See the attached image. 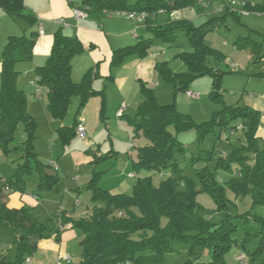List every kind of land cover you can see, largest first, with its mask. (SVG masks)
<instances>
[{
	"label": "trees",
	"instance_id": "1",
	"mask_svg": "<svg viewBox=\"0 0 264 264\" xmlns=\"http://www.w3.org/2000/svg\"><path fill=\"white\" fill-rule=\"evenodd\" d=\"M230 1L136 0L131 3L130 0H82L81 6L75 7L87 9L89 15L98 17L118 12L146 14L141 24L147 25L151 37L140 40L135 46L115 51L112 68L120 67L128 57H147L157 42L173 48L179 36H185L190 50L179 53L176 59L186 66L187 71L175 73L167 62H162L156 65L157 73L164 81L185 92L193 80L211 75L214 78L211 97L218 99L223 73L210 67V60L217 62L219 56L205 43V37L222 26L226 17L209 18L199 26L187 19H167L163 23H154L151 19L188 9L205 11L215 2L224 7L222 12L226 11V15L234 14L232 11L236 6H231ZM236 1L245 3L242 9L249 13H260L263 7V4L252 5L250 0ZM0 9L10 17L27 18L31 26L36 23L28 14L24 0H0ZM37 37L36 32L29 36L10 37L1 56L0 148L6 155L10 154L12 146L19 148L20 126L24 128L26 141L23 143L25 155L20 158L23 164L18 165L12 177L6 180L0 177V230L14 235L16 250L15 259L10 261L0 245V264H24L37 251L40 240L51 237L59 240L63 233L60 223L67 225L69 222L62 214L45 225L39 222L31 208L8 207L6 189L26 193V177L33 171L40 177L39 191L52 190L59 183L58 176L50 172V166L39 161H36L35 168L31 164L32 158L36 157L33 141L38 124L28 113L25 92L17 87L19 72L16 67L32 61ZM240 46L257 53V62L264 58L260 46L249 38ZM84 51L85 47L77 36L66 35L61 29L54 35L45 65L35 70L40 85L46 90L47 108L54 120L66 118L74 97H80L83 106L96 94L93 70L88 71L79 83L72 79L73 60ZM141 94L143 100L136 114L126 118L133 137L142 136L147 141V145L138 149L137 159L133 162L136 183L131 193L112 194L101 188V176L94 171L86 188L91 193L92 212L88 217L72 222V227L83 235L79 264H168L166 255L177 251L173 247L175 242L190 246L195 261L185 264H197L199 258L195 248L208 252L210 264H227L224 257L237 242L233 235L238 221L225 219L218 224L205 221L197 213V198L202 193L210 195L218 209L227 207L229 192L237 197L249 195L254 204L264 202V149L257 137L260 112L250 107H233L216 114L211 122L195 127L174 105H161L154 91L145 84L141 85ZM76 126L58 129L62 142L69 143L77 135ZM215 126L219 128L217 139L226 143H231L233 136L240 132L241 146H232L229 154L199 150L182 169L178 157L185 154L186 148L170 128L174 127L178 132L196 128L203 141L208 134L216 136ZM242 219L246 228H252L249 216ZM254 222L263 220L257 218ZM262 249L260 247L250 255L251 263L259 261L264 264Z\"/></svg>",
	"mask_w": 264,
	"mask_h": 264
},
{
	"label": "crops",
	"instance_id": "2",
	"mask_svg": "<svg viewBox=\"0 0 264 264\" xmlns=\"http://www.w3.org/2000/svg\"><path fill=\"white\" fill-rule=\"evenodd\" d=\"M250 1H252V5L263 4V7L260 13H249L243 10V14L248 16L245 20L246 24L244 25L249 31V36L247 38L260 46L261 56H264V3L258 2L259 0ZM81 2L82 0H24L28 14L34 18L36 23L30 27L29 33L25 31L22 36H29L32 32H36L38 35V39L33 48L32 61L20 63L16 67L19 72L17 87L26 94L28 113L35 120L38 119L37 114L40 113L50 125V133L55 134V137L61 141L63 147L73 145V141L77 139L78 136L75 135L69 143H64L58 135V129L73 127L77 124L78 118L82 117L84 119L87 138L91 140V142H86L87 144H85L87 147L86 152L75 150L70 154L71 160L73 161L72 165L76 167L77 170L86 169L84 179L82 177H80V179L73 177L72 179L74 175L70 173L71 171L67 173L68 171L66 172L65 168L59 167L58 159H56L54 155L51 157L48 163L49 165H45L52 168L50 172L58 176L59 183L63 181L59 173L61 172L62 176H64L66 186L62 194L60 193V187L56 194H53V190H55L56 187L52 190L44 191V193L39 191L38 186L40 184V177L35 171L34 172L37 173L35 174L37 175V178H35V180H37L35 186L39 191L37 194L34 191H29L27 188L26 193L8 191L7 201L10 209L28 207L33 209L35 215L37 213L40 216V214L48 213L53 203L56 205L60 201V207L57 209L58 212L56 216H58L57 218L59 219L63 214L69 221L66 225L67 228L60 235L59 240L55 237L40 240L37 251L29 257L24 264L80 263L83 235L79 229L72 227V222L88 217L93 209L92 200V206L87 205L85 209L81 208L84 205L80 202L83 198L82 190L85 189V193L91 196V193L86 188L93 177L94 171H96V164L107 160V158L112 159L118 154V152L114 150L109 151L108 154L101 152L99 149L100 145L96 141L95 136H98V132L100 129H103V127L112 135L108 123H113L114 120L125 119L124 121H126L125 123L127 125L126 129H128L129 125L126 118L136 114L143 100L141 85L145 84L154 91L156 96H159L158 90L160 89V83L158 81L162 78L156 71V65L162 62H167L169 64V61L164 60V57L172 48H169L167 44L157 42L154 47L148 51L147 57L143 59L128 57L120 67L112 68L111 63L114 52L135 46L142 39H149L151 36L148 32V27L135 20L118 16L116 13H109L102 17L89 15L88 18L85 19H76L73 15V8L75 6H81ZM217 3L219 2L213 3L212 7L215 6V4L217 5ZM222 10L223 7H220L218 11L222 12ZM210 14L211 12L207 10L197 12L193 9H188L175 12L170 15V18L171 20L187 19L192 21L196 16L198 18L204 17L207 19ZM165 16L166 15L161 14L153 17L151 20L154 21V23H162L164 22L163 17ZM9 17V15L0 9V21H5V19ZM60 21H62L63 24ZM61 29L66 35L77 36L85 47V51L77 55L73 60V81L76 83L81 82L85 74L90 70H93L95 73L93 89L96 94L90 97L83 106L80 97H74L72 99L71 106L75 98V105L79 104V106H75L76 115L72 125L64 124L66 118L61 121L54 120L47 108L48 101H43L44 98L47 99L46 90H44L43 94L38 98V95L35 94L36 88L32 86V83H36L38 79L35 71L36 68L45 65L47 57L50 55L53 47L54 35ZM41 30L44 32L42 35L40 34ZM10 37H21L18 36L15 27L14 29L12 27L8 28V32L5 31L0 33V46L3 45L5 47ZM178 54L179 52L176 53L174 57L176 58ZM257 63L264 64V59L258 60ZM1 71L2 65L0 57V75ZM250 99V106L247 107L261 114V125L258 129L257 137L260 140H264V92L255 91L252 93ZM128 112H130V115H126ZM55 121L61 122L60 125L55 124ZM119 132L123 133V129H121V131L119 130ZM129 147L134 148L135 146L131 147L130 144ZM17 151L21 152V158L25 151V147H21L19 144ZM96 159H100L99 162H96ZM52 163L59 167L58 171L54 170ZM129 166V163H125V165L121 166V177L119 176L118 184L115 189L104 190L112 194H125L124 192H127L129 188H131L124 175L128 171ZM91 167H93L92 172L89 170ZM133 172H130L129 177L136 178ZM60 198L61 200H59ZM51 219H54V217ZM7 232L11 233L9 231ZM11 235L14 237L12 233ZM1 246L6 250L4 245ZM240 255L241 254L237 256V259Z\"/></svg>",
	"mask_w": 264,
	"mask_h": 264
},
{
	"label": "rangeland",
	"instance_id": "3",
	"mask_svg": "<svg viewBox=\"0 0 264 264\" xmlns=\"http://www.w3.org/2000/svg\"><path fill=\"white\" fill-rule=\"evenodd\" d=\"M134 1L136 0H130V2ZM258 2L264 3L263 0H259ZM220 7L223 6L217 3V5L215 4V6H210L207 9L208 12H211L209 18H226L224 19L222 26L210 32L205 37V43L219 56V61L216 62L215 60H210L209 65L219 73H223L218 92L219 98L213 99L211 97L214 81V78L211 75H205L189 83L187 91L199 94L200 97L197 100L189 98L185 91L180 90L179 87H173V85L167 83L163 79L158 81L160 83V89L158 90L159 96H156L158 102L161 105H174L180 114L189 117L195 127L197 125L199 126L211 122L216 114L226 111L229 108H244L250 106V97L252 93L255 91L264 92V64L257 63V53H251L249 49L240 46V43L249 36V31L244 26L246 24L245 20L248 16L244 15L243 9L238 6L234 7L232 11L234 14L229 15H226V11L219 12L218 10ZM166 16L163 17L164 22L167 19H171L170 15L168 17ZM209 18H198L196 16L192 22L195 26H199L205 23ZM10 27L13 29L15 27L18 36H22L25 31L29 33L30 27L32 26L30 25L29 20L23 17H9L8 19H5V21H0V33L5 31L8 32V28ZM188 50H190L188 39L182 35L179 36L178 41L176 45L173 46L172 50H170L164 57V60L169 61V66L175 73H183L187 71L186 66L174 56L178 52L180 53ZM3 51L4 46L2 45L0 46V57L2 56ZM35 94H37L36 90ZM75 100L76 98L73 100V104L68 110L64 123L65 125L73 124L76 115L75 106H79V104L75 105ZM43 101L46 102L47 99L44 98ZM126 115H130V112ZM37 117L38 119H36V121L38 127L33 141L36 157L31 160L32 166L35 168L36 161H39L44 165H49L48 163L54 155V157L58 159L59 167L65 168L66 172L68 171L67 173L71 171L70 173L74 175L72 176V179L73 177L79 179L82 177L84 179L86 169L77 170V168L72 165L73 161L71 160L70 154L75 150L86 152L87 147L85 144L91 142V140L88 138H86V140H81L77 137V139L73 141V145L63 147L61 141L55 137V134L50 133V125L47 120L43 118L40 113L37 114ZM124 120L125 119L114 120L113 123H108L112 135L109 134V131L105 129V127H103V129H100L98 132V136H95L96 141L100 145L99 149L101 152H104L105 154H108L111 150L118 152L116 157H113L112 159L107 158V160L97 163L95 169L101 176L100 186L103 189H115L118 184V178L122 173L121 166L125 165V163H129V169L124 175L131 188L124 193H131L133 186L136 183V178L129 177L130 172H133L132 164L133 161H136L137 159L136 154L138 149L147 145V141L142 136L133 137L130 127L126 129L127 125ZM55 122V124L58 125L61 123L57 121ZM121 129H123V133L119 132ZM197 130L198 129L194 128L190 131L178 132L174 127L170 128L171 133L176 136L186 148L185 154L178 157L179 165L182 169L186 167L190 162V159L195 156L199 150H214L217 154H229L232 150V146L237 148L241 146V142L238 140V138H241L240 132L233 136L231 143H226L217 139V133L219 132L218 126H215L216 136L208 134L203 141L200 140L199 132ZM117 132L119 133L116 134ZM222 137L224 140L225 136L222 135ZM18 138L19 144L23 147V143L26 141V134L23 126H20L18 130ZM260 142V147L264 149V140H260ZM131 143L135 146L134 148L129 147ZM10 150V154L6 155L0 148V176L5 180L12 177L18 165H21L24 162L20 159L21 152H18L15 146H12ZM23 155H25V151L23 152ZM199 166L201 167V165H198L197 167ZM89 170L92 172L93 167ZM50 171H52V168H50ZM35 174L37 173L33 171L32 174H29L26 177V188L37 194L39 191L35 186L37 181L35 180V178H37V175ZM59 174L63 181L56 186L55 190H53V194H56L59 187L60 193L62 194L64 187L66 186L64 176H62L61 172ZM155 182H157V179ZM42 193H44V190ZM82 195L83 198L80 202L84 205L81 208L85 209L87 205H91V196H88L85 193V189L82 190ZM228 198L229 201L227 202V207L224 209H218L213 198L206 193H202L197 198V213L201 218L211 224H218L225 219H231L233 222L238 221L237 231L233 235V239L237 242L233 244L230 252L224 257L227 264H241L237 259L239 254L246 255L247 264H260L259 261L251 263L250 255L260 247L261 249L263 248L261 251L264 250V202L254 204L251 196L246 195L237 197L231 192L228 193ZM59 200H61V198ZM59 202L56 205L53 203L49 208L50 211L48 213L40 214V216L36 213V217L40 223L46 225L49 224L51 218L54 217L58 219V216L56 215L58 212L57 209L60 207ZM245 216H249L248 222L252 227L250 229L244 226V220L242 218ZM257 218L262 219L263 222H254V219ZM256 232L261 233L256 235ZM13 243L14 237L11 233H8L4 229L0 230V245H4L6 248V254L10 261L14 260L16 257V250ZM173 247L177 251L166 255L168 264H185L189 261H195V258L191 256L189 245L175 242L173 243ZM195 249L198 254L197 258H199L196 260L197 264L211 263V257L207 251L199 248ZM261 258H259V260H261Z\"/></svg>",
	"mask_w": 264,
	"mask_h": 264
},
{
	"label": "built area",
	"instance_id": "4",
	"mask_svg": "<svg viewBox=\"0 0 264 264\" xmlns=\"http://www.w3.org/2000/svg\"><path fill=\"white\" fill-rule=\"evenodd\" d=\"M230 5L233 6V7L234 6L244 7L245 3L238 2L236 0H231L230 1ZM73 15H74V18H76V19H85V18H88L89 13H88L87 9H80L78 7H74L73 8ZM116 15L122 16V17H125V18H128V19L135 20L138 23H142L144 21V19H146V14L145 13H142L140 15H135V14H132V13H127V12H118V13H116ZM60 22L63 24L62 21H60ZM43 33L44 32L41 30L40 34L42 35ZM32 86H34L36 88V93H37L38 96H41L43 94L44 88L40 85L39 78L37 79L36 83H32ZM186 94H187V96L189 98H191L193 100H197L200 97L199 94H196V93L191 92V91H187ZM239 129H242V128L240 127ZM76 133H77V136H78L79 139L86 140L87 132H86V129H85V126H84V119L82 117L78 118V122H77V126H76ZM133 146H134L133 143H131V147H133ZM52 166L54 167L55 171L59 170V167L56 164L52 163ZM6 190L9 191L8 188ZM59 227H60L61 231H64L67 228V226L63 225L62 223H60ZM238 260L241 262V264H247V260H246V257L244 255H241L238 258Z\"/></svg>",
	"mask_w": 264,
	"mask_h": 264
}]
</instances>
